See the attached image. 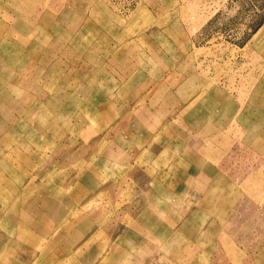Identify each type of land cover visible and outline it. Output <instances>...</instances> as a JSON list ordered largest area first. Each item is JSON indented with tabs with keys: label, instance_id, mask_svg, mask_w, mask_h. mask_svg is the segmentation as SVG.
<instances>
[{
	"label": "rangeland",
	"instance_id": "1",
	"mask_svg": "<svg viewBox=\"0 0 264 264\" xmlns=\"http://www.w3.org/2000/svg\"><path fill=\"white\" fill-rule=\"evenodd\" d=\"M181 72L207 73L203 88H223L224 121L234 115L236 137L247 135L241 123L263 122L264 0H0V264L19 258L13 241L23 236L14 218L37 216L40 208L51 215L61 204L62 231L81 236L91 217L94 235L80 238L78 250L66 232L62 245L37 239L28 264H264L261 123L253 127L254 144H223L232 148L227 162L236 175L218 180L223 222L203 240L189 238L196 225L166 224L167 204L176 220L213 215L215 179L208 207L185 210L193 191L184 184V161L154 163L152 192L144 161H135L152 140L187 135L173 122ZM202 98L205 112L214 111L212 97ZM206 149L213 153L214 145ZM93 168L105 174L88 175ZM248 168L255 174L245 182ZM172 190L175 199H168ZM150 199L156 213L143 226L156 229L153 239L128 237L129 246L149 254L119 255L116 236ZM93 240L97 249L88 255Z\"/></svg>",
	"mask_w": 264,
	"mask_h": 264
},
{
	"label": "crops",
	"instance_id": "2",
	"mask_svg": "<svg viewBox=\"0 0 264 264\" xmlns=\"http://www.w3.org/2000/svg\"><path fill=\"white\" fill-rule=\"evenodd\" d=\"M182 73V72H181ZM177 84L175 83L174 94L178 96V100L176 101V105L180 104V107H174L173 110L177 111L176 119L174 117L173 122L181 126L182 131L185 132L187 135L184 139H180L173 135V137H168L165 142L160 143L159 141L152 140L145 148H140V152L135 156V161L140 159L143 160L141 166H144L145 172H147L150 176L151 181L149 182L150 191H154L152 185H155V181L157 180L158 174L155 173V168L153 167L154 163H156L160 159L166 158L167 160L176 161L182 160L185 162V169L181 172V174L185 177L184 184L189 186L190 191L196 192L197 195H193L191 193V199L188 201L189 204L182 205L185 210L187 208L193 207L198 212H203L205 208L208 207L206 200H207V191L209 186L212 183V180L215 179L214 190L217 189L218 180H222L223 176L229 175H236V171L232 166H230L227 162V159H233V155L230 154V150L232 149L230 146L226 149L223 148V144L226 145H234L236 142L241 143H255V132L253 127L257 125L259 127L260 123L264 129V121H246L245 123H241L242 127L245 128L244 134L236 137L234 135L236 132L235 129L239 126H234V115H228L229 120L224 121V104H223V88L217 86L210 91L208 88H203L200 84V81L207 78V73L202 72H188L177 74ZM197 80V82H196ZM181 95L183 97H181ZM201 96V97H200ZM211 96L213 99L214 104V111L205 112V105L201 103L203 100L202 97ZM264 96V93H263ZM199 97V99H198ZM205 99V98H204ZM229 101V100H228ZM235 107V106H234ZM248 108L247 111H253V105H246ZM261 110H264V103L262 104ZM231 113L234 112L230 110ZM260 111V110H259ZM234 133V134H233ZM251 134V135H250ZM251 137V139H249ZM259 143H264V133L262 136H259L257 141ZM247 143V144H248ZM209 145H214V152L208 151L206 148ZM176 145L181 147V151H176ZM158 147V150L154 148ZM225 151V152H224ZM166 154V157H164ZM150 164L154 169L151 171L147 166V163ZM170 168L168 165H162ZM174 170H180V168ZM255 168L252 170L249 168L244 174L246 177V181H249V177L255 174ZM105 171L101 169L95 170L88 169V175H103ZM211 181V182H210ZM104 182V181H103ZM209 185L207 186V184ZM222 186V184H220ZM27 185H23V188H26ZM227 188V187H226ZM226 190V189H225ZM168 193L171 190L167 189ZM173 191V190H172ZM220 191V195L217 197V193ZM221 189L216 190L215 193V200L213 203L209 205L208 208H212L214 210L213 215L204 216L206 211L203 213V218L201 219H194L192 218L190 213L189 215H183L182 219H174V215L171 217L172 212H175L174 205L167 204L168 209V220H166V224L173 225L176 223H183V224H192L196 225L197 231L193 233L189 238L203 240L206 238L207 233H211L212 231H218V224L223 222V203H222V194ZM168 199L170 197L175 199V193L173 191L172 195H167ZM197 199V200H195ZM168 202L170 200H167ZM175 200H173L174 202ZM156 201L153 199L145 200L141 204L136 206L139 209L136 212L135 217L130 222V228L126 226L124 231L118 234L115 238V247L116 253L123 256H135L141 257L147 255L149 253L144 252V248L141 246L138 250L132 248L128 244V237L139 239L141 235L143 237H147L149 239H153V227H145L144 225V218H147V214L150 212L152 214L156 213L153 209H155ZM57 204V202H55ZM205 204V205H204ZM62 204L60 206L55 205L54 210L51 215L48 214V210L46 208H40L37 210V216L35 215H24V217L14 218L12 228L16 230L17 233L22 234V239H14L13 243L15 244L14 249L17 251V255L19 258L17 259V264H28L31 254V246H34V241L44 239L45 243L48 240H60V245H62L61 240L63 236V232H66L68 235L71 234L72 238L70 237L69 244L72 250H78L79 239H90V235L93 234L95 231L96 224L93 218L88 217L86 223L90 226L87 228L86 232H82V235H78V232H71L70 230L60 229L59 224L61 223L59 212ZM172 206V207H171ZM172 209V211H171ZM47 214H46V212ZM45 213V216L42 213ZM25 214V212H24ZM175 214V213H174ZM156 222H158V217L155 218ZM127 224V223H126ZM132 225V226H131ZM146 233H150L149 236ZM217 233V232H216ZM86 235V236H85ZM157 235V234H156ZM27 237V238H26ZM168 237V236H167ZM171 236L168 237L167 241ZM158 238V235H157ZM184 238H187L184 236ZM183 238V239H184ZM222 238V237H221ZM163 239V238H162ZM67 241V239H66ZM97 249L94 240L90 245L87 247V254H95V250ZM186 253L184 252L183 255H189L191 248L186 249ZM167 254L174 253L173 250L169 251L167 249ZM200 253V251H198ZM53 254V253H52ZM55 254V252H54ZM29 257V259L27 258ZM125 264H143L142 261L138 260L137 258H131L130 262Z\"/></svg>",
	"mask_w": 264,
	"mask_h": 264
},
{
	"label": "trees",
	"instance_id": "3",
	"mask_svg": "<svg viewBox=\"0 0 264 264\" xmlns=\"http://www.w3.org/2000/svg\"><path fill=\"white\" fill-rule=\"evenodd\" d=\"M262 24V21L261 22H259V24L257 25V26H255L254 27V30L253 31H256L257 30V28L260 26Z\"/></svg>",
	"mask_w": 264,
	"mask_h": 264
}]
</instances>
